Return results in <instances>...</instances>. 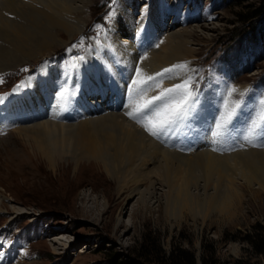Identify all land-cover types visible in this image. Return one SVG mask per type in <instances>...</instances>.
<instances>
[{
  "label": "rangeland",
  "instance_id": "374dc122",
  "mask_svg": "<svg viewBox=\"0 0 264 264\" xmlns=\"http://www.w3.org/2000/svg\"><path fill=\"white\" fill-rule=\"evenodd\" d=\"M79 5H85L82 19L77 20L82 27L80 33L71 39L62 35L64 45L47 57L39 56L13 68L5 63L6 70L0 72L1 107L11 99L12 90L8 88L17 78H25L23 82L26 77L37 76L43 63L47 68L72 72V78H76L77 66L98 60V51H113L120 59V71L119 67L108 70L104 65L100 74L87 76L81 71L80 79L76 78L83 85L78 93L85 87V95L97 107L101 104L98 108L104 113L113 111L110 104L114 99L120 107L126 103L122 105L126 115L130 110L126 88L136 78L137 68L140 77L146 78L186 62L185 69L166 73L150 83L141 100L191 77L195 100L189 114L157 138L143 126L150 123L151 109L135 119L127 115L132 123L160 146L185 154L210 150L229 155L237 149H264V0H85ZM262 6L256 17L241 21ZM175 29L193 32L187 44L193 49L189 58L147 71L143 59ZM137 34L144 35V42L150 46L144 43L134 51ZM130 38L135 43L132 48L123 44ZM108 74L116 86L110 83ZM38 116L43 119L36 111L30 117L35 120ZM218 123L223 127L217 135ZM16 126L0 122V264L147 261L152 243H158L166 254L175 248L185 250L196 264H264V192L253 195L244 188L242 197L230 203L227 213L209 210L202 219L183 209L178 218L164 198L162 190L166 186L162 183L155 182L153 196L145 194L140 199L130 192L133 183L120 189V183L96 167L52 171L34 156L33 142L23 138ZM148 183L145 180L140 187Z\"/></svg>",
  "mask_w": 264,
  "mask_h": 264
},
{
  "label": "bare ground",
  "instance_id": "6f19581e",
  "mask_svg": "<svg viewBox=\"0 0 264 264\" xmlns=\"http://www.w3.org/2000/svg\"><path fill=\"white\" fill-rule=\"evenodd\" d=\"M79 3L84 4L85 0H0V72L6 70L7 65L13 68L27 64L39 56L47 57L50 52L64 45L66 41L62 39V35L65 34L67 39H71L80 33L82 27L78 25L77 20L82 19L85 5ZM158 26L161 27L162 22H159ZM192 34V30L185 29L167 32L161 45L147 52L148 57L143 59L142 65L147 71H153L175 60L189 58L193 49L188 48L187 44L192 41ZM131 39L123 41V44L132 48L135 43H131ZM136 39L139 41L134 51L141 49L145 43L144 35L138 37L137 34ZM97 54L98 60H90L87 65H81V68L77 66L76 78L80 79L81 70L87 76L90 73L100 74L104 66L108 70L119 67L120 71L122 65L117 53L112 51L105 54L98 51ZM111 59L113 61L109 64ZM71 73L61 70V74H58L54 68H47L43 63L39 68L40 80L27 78L14 89V98L12 97V104L22 109L19 111L21 114H24L25 110L29 111V103L40 104L42 108L47 109L54 103V106H60L66 113L61 115V119H54V114L53 117L43 115V119L38 120H31L27 116L13 117L11 120L17 124L15 130L21 133L23 138L33 142L32 146L36 151L34 156L49 165L52 171L62 173L72 166L96 167L120 183V189L130 182L133 183L130 192L139 195L140 199L145 194H153L155 182L162 183L166 186L162 190L164 198L172 214L178 218L182 217L183 209L194 215H201L202 219L208 215L209 210L227 213L233 200L242 197L244 188L253 195L264 192V149H237L229 155H219L220 153L216 154L210 150H196L185 154L164 148L125 115L122 105L126 103L123 102L120 107L114 99L110 104L113 111L104 113L98 108L101 104L97 107L85 92L79 94L75 84L80 80H73ZM56 75L63 76L70 89H54L58 77ZM111 78L110 76L109 80ZM112 84L116 86L114 81ZM29 89L34 99L28 103L31 98ZM49 95L55 96V100L49 99ZM68 102L72 105H67ZM114 104H117L115 109ZM12 113H16L14 109ZM152 177H155V180H152ZM145 180L149 182L148 186L141 188L140 184ZM253 185L256 186L252 187Z\"/></svg>",
  "mask_w": 264,
  "mask_h": 264
},
{
  "label": "snow or ice",
  "instance_id": "6c2138e0",
  "mask_svg": "<svg viewBox=\"0 0 264 264\" xmlns=\"http://www.w3.org/2000/svg\"><path fill=\"white\" fill-rule=\"evenodd\" d=\"M187 67V63L172 65L169 68L163 69L155 76L140 77V69L137 68L135 77L130 80L128 86L130 110L126 113L131 118H135L138 114L143 113L147 109H151L150 123H144L143 126L151 135L157 136L166 128L183 120L190 112L195 100V92L191 87V77L182 83L173 85L170 88H164L158 95H154L149 99H144L141 102L146 87L155 81L158 77L166 73H172L178 70H183ZM159 87L157 83L155 85ZM235 91V89H233ZM217 135L223 127V123H218Z\"/></svg>",
  "mask_w": 264,
  "mask_h": 264
},
{
  "label": "trees",
  "instance_id": "16d2710c",
  "mask_svg": "<svg viewBox=\"0 0 264 264\" xmlns=\"http://www.w3.org/2000/svg\"><path fill=\"white\" fill-rule=\"evenodd\" d=\"M263 9V6L259 9L255 10L251 15H247L241 19L243 23L248 22L251 18L256 17L260 11ZM249 24H246L248 27ZM242 30L240 29L237 33H234L232 37L238 35ZM153 247L150 251L151 258L147 261L142 260H132V261H122V260H109V264H196L193 256L185 250H180L179 248H175L171 250L169 253L163 252L158 243H152Z\"/></svg>",
  "mask_w": 264,
  "mask_h": 264
}]
</instances>
